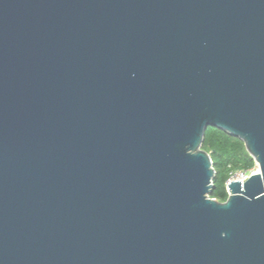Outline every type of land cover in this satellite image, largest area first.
<instances>
[{"label": "water", "instance_id": "1", "mask_svg": "<svg viewBox=\"0 0 264 264\" xmlns=\"http://www.w3.org/2000/svg\"><path fill=\"white\" fill-rule=\"evenodd\" d=\"M0 264H264V0H0Z\"/></svg>", "mask_w": 264, "mask_h": 264}, {"label": "trees", "instance_id": "2", "mask_svg": "<svg viewBox=\"0 0 264 264\" xmlns=\"http://www.w3.org/2000/svg\"><path fill=\"white\" fill-rule=\"evenodd\" d=\"M202 149L210 154L215 170L210 197L224 201L227 198L226 183L236 171H251L255 162L247 152L244 143L219 128L208 126Z\"/></svg>", "mask_w": 264, "mask_h": 264}, {"label": "built area", "instance_id": "3", "mask_svg": "<svg viewBox=\"0 0 264 264\" xmlns=\"http://www.w3.org/2000/svg\"><path fill=\"white\" fill-rule=\"evenodd\" d=\"M252 171H236L234 173H232L230 175V178L227 180V183H226V189H227V185L229 182H231V180H244ZM236 175V178H233L232 177Z\"/></svg>", "mask_w": 264, "mask_h": 264}, {"label": "rangeland", "instance_id": "4", "mask_svg": "<svg viewBox=\"0 0 264 264\" xmlns=\"http://www.w3.org/2000/svg\"><path fill=\"white\" fill-rule=\"evenodd\" d=\"M258 166V165H257ZM256 169H258V167H256V163H255V165H254V167H253V169H251V171H256ZM257 172V171H256ZM233 178H236V175H234L233 177H232V179Z\"/></svg>", "mask_w": 264, "mask_h": 264}, {"label": "bare ground", "instance_id": "5", "mask_svg": "<svg viewBox=\"0 0 264 264\" xmlns=\"http://www.w3.org/2000/svg\"><path fill=\"white\" fill-rule=\"evenodd\" d=\"M231 181H235V180H231ZM240 181V180H239Z\"/></svg>", "mask_w": 264, "mask_h": 264}]
</instances>
